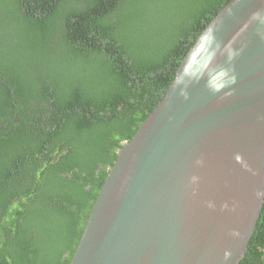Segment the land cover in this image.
I'll list each match as a JSON object with an SVG mask.
<instances>
[{
    "label": "trees",
    "instance_id": "16d2710c",
    "mask_svg": "<svg viewBox=\"0 0 264 264\" xmlns=\"http://www.w3.org/2000/svg\"><path fill=\"white\" fill-rule=\"evenodd\" d=\"M231 0H0V264H69L121 144ZM264 264V203L245 257Z\"/></svg>",
    "mask_w": 264,
    "mask_h": 264
},
{
    "label": "water",
    "instance_id": "95a60500",
    "mask_svg": "<svg viewBox=\"0 0 264 264\" xmlns=\"http://www.w3.org/2000/svg\"><path fill=\"white\" fill-rule=\"evenodd\" d=\"M264 203V0H231L121 144L69 264H239Z\"/></svg>",
    "mask_w": 264,
    "mask_h": 264
}]
</instances>
